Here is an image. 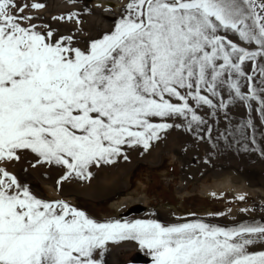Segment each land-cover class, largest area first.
Listing matches in <instances>:
<instances>
[{"label":"snow or ice","instance_id":"6c2138e0","mask_svg":"<svg viewBox=\"0 0 264 264\" xmlns=\"http://www.w3.org/2000/svg\"><path fill=\"white\" fill-rule=\"evenodd\" d=\"M118 7L112 30L81 48L73 35L33 23L40 17L29 10L45 8L39 0H0V162L30 151L36 164L64 170L59 188L91 179L93 166L127 161L126 149L149 150L162 132L182 126L172 118L211 140L201 108L228 120L229 104L251 110L257 101L264 125V0H120ZM52 19L79 23L75 13ZM244 128L255 146L256 125L248 119L235 131ZM127 240L152 264H264V222H98L65 199L38 198L0 166V264H104L107 245Z\"/></svg>","mask_w":264,"mask_h":264},{"label":"rangeland","instance_id":"374dc122","mask_svg":"<svg viewBox=\"0 0 264 264\" xmlns=\"http://www.w3.org/2000/svg\"><path fill=\"white\" fill-rule=\"evenodd\" d=\"M39 2L44 3L45 8L29 10L33 16L40 17L33 20V23L50 24L59 34L73 35L75 46L81 48H86L88 40L110 32L120 12L115 5L107 10L100 9L91 5L89 0ZM69 13H75L79 23L76 19H52ZM227 35L240 46L250 50L255 48L253 44L240 41L235 34ZM250 69L251 63L248 62L245 70ZM241 87L242 91H247L246 81H241ZM223 96L227 99V89ZM249 103L252 105L251 110L239 100L229 104L228 120L224 119L223 112L211 117L206 107L198 109V114L204 116L213 127L211 140L198 139L187 130L183 118H172L170 123L182 126L162 132L160 139L154 141L149 150L144 151L141 147L126 149L129 156L127 161L120 157L114 164L99 168L93 166L90 168L91 179L73 177L59 188L56 180L64 170L48 164H36L38 157L30 151L20 152L19 161L0 162V166L6 167L38 198L65 199L98 222L153 219L168 225L199 219L221 227L262 223L264 207L256 201L264 195H245L241 201L236 199L231 188L216 187L215 195L207 192V195H202L200 192L201 187L211 186L223 174L232 170L245 177L250 185L264 189V155L261 154L264 151V135H261L264 125L260 124V116L255 111L259 103ZM248 119L256 125L255 146L246 139L251 134L250 129L244 128L243 134L235 131L237 126H243ZM202 127L206 131V126ZM226 131L231 133L227 140L218 138L221 132ZM231 209L239 213L231 218L225 215L206 216L209 212L224 213ZM136 255L147 258V261H139ZM103 261L104 264H152L147 250H141L131 240L109 243Z\"/></svg>","mask_w":264,"mask_h":264},{"label":"bare ground","instance_id":"6f19581e","mask_svg":"<svg viewBox=\"0 0 264 264\" xmlns=\"http://www.w3.org/2000/svg\"><path fill=\"white\" fill-rule=\"evenodd\" d=\"M89 2L91 3V5L97 6L100 9H106L107 10V8H110L111 6H114V5L118 7L120 0H89ZM216 187L231 188L236 197L239 194L250 195V194L259 193L261 195H264V189H262L258 186H256L257 187L256 188L255 186L250 185L245 177L240 176L239 173H237L233 170L228 171L225 174H223L221 179L217 180L216 182H213V184L211 186L201 187L200 192L202 195H205L206 192L208 194H213ZM133 203H137V202H133ZM248 211H250V210H248ZM238 213H239L238 210L231 209V210H227L224 213L223 212H221V213L220 212H209L206 216H209V215H214V216L225 215V216H229V218H231V217L236 216Z\"/></svg>","mask_w":264,"mask_h":264},{"label":"water","instance_id":"95a60500","mask_svg":"<svg viewBox=\"0 0 264 264\" xmlns=\"http://www.w3.org/2000/svg\"><path fill=\"white\" fill-rule=\"evenodd\" d=\"M256 202L264 207V196H260V197H258V199H257ZM136 257H137V258L139 259V261H141V262H146V261H147V258L142 257V256H140V255H136Z\"/></svg>","mask_w":264,"mask_h":264}]
</instances>
